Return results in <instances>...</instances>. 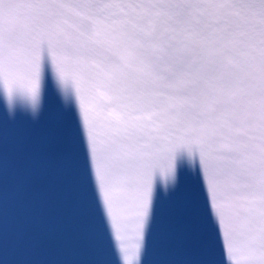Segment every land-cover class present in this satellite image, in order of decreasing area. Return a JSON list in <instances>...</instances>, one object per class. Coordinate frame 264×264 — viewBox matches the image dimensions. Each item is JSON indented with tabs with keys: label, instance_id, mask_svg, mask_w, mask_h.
I'll return each instance as SVG.
<instances>
[{
	"label": "snow or ice",
	"instance_id": "6c2138e0",
	"mask_svg": "<svg viewBox=\"0 0 264 264\" xmlns=\"http://www.w3.org/2000/svg\"><path fill=\"white\" fill-rule=\"evenodd\" d=\"M49 85L99 238L86 264L211 243L264 264V0H0V152Z\"/></svg>",
	"mask_w": 264,
	"mask_h": 264
}]
</instances>
